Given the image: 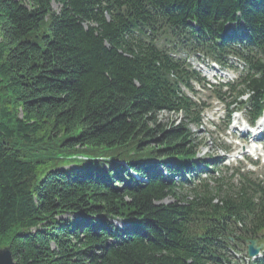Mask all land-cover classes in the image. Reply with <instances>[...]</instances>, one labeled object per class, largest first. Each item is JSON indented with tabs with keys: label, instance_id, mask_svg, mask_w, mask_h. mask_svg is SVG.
Masks as SVG:
<instances>
[{
	"label": "trees",
	"instance_id": "16d2710c",
	"mask_svg": "<svg viewBox=\"0 0 264 264\" xmlns=\"http://www.w3.org/2000/svg\"><path fill=\"white\" fill-rule=\"evenodd\" d=\"M195 53L241 61L210 94L227 117L260 114L264 0H0V248L15 264H238L264 243V177L235 184L197 156Z\"/></svg>",
	"mask_w": 264,
	"mask_h": 264
},
{
	"label": "rangeland",
	"instance_id": "374dc122",
	"mask_svg": "<svg viewBox=\"0 0 264 264\" xmlns=\"http://www.w3.org/2000/svg\"><path fill=\"white\" fill-rule=\"evenodd\" d=\"M52 8L53 10H57V5L52 4ZM234 66H236V70H235V74H238L241 70H242V66L239 65L238 63H236ZM204 72H206V70H203ZM227 72V71H226ZM225 72V73H226ZM206 73H209L206 72ZM213 73V72H211ZM227 74V73H226ZM211 74H207V76H210ZM229 77H231V73L228 71ZM208 95V92H203L200 94L201 98L203 100H206V96ZM211 106H214V104H211ZM221 106H217V108L213 109L212 108H208L205 112H204V124L202 125V127L196 129V127L192 126V131L195 134V137H197L199 140L202 141V146L200 147V152L198 154V158H210L212 159V157H216V155L221 156L222 152L220 150H218V144H219V140L218 139H224L226 140V142L230 145L231 149H234L236 151H241L240 149H242V146H237L235 145V140L234 142L231 140L232 137H234L236 135V133L238 132V129L234 128V125L236 126V117H239V114H234L232 116V119L234 120V122H231V124L229 125V128L227 130V132L225 133V135H223L221 133V131L219 130L221 128V125L223 123L222 119H217V117L219 115L222 114L221 112ZM159 121L164 123L167 121V119L172 118V116L170 117L168 114L165 113H159ZM180 116H176L172 118V120H179ZM215 121V126L216 128H214L212 125H210V121ZM170 121V120H169ZM236 139V138H234ZM248 142V141H247ZM234 143V144H233ZM244 145V144H243ZM245 149L247 151L251 152V146H249L248 144L245 145ZM218 150V151H217ZM228 162L226 163H232L230 161V159H227ZM234 165V164H231ZM236 165V164H235ZM241 165V169L245 170L247 168H249V165L246 161V163H240ZM74 165H70L68 167H73ZM230 168V167H229ZM261 169V168H259ZM231 174V171H227V176ZM171 199H166V202L170 201ZM116 225L120 226V222H115Z\"/></svg>",
	"mask_w": 264,
	"mask_h": 264
},
{
	"label": "water",
	"instance_id": "95a60500",
	"mask_svg": "<svg viewBox=\"0 0 264 264\" xmlns=\"http://www.w3.org/2000/svg\"><path fill=\"white\" fill-rule=\"evenodd\" d=\"M260 247L261 245L257 246L255 241H250L247 245V254L249 256L255 255ZM0 264H15L9 247L0 248Z\"/></svg>",
	"mask_w": 264,
	"mask_h": 264
}]
</instances>
